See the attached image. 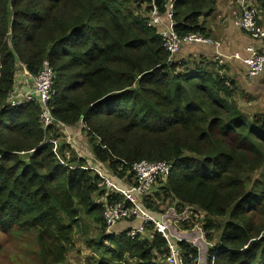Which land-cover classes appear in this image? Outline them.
Returning <instances> with one entry per match:
<instances>
[{
	"label": "trees",
	"instance_id": "16d2710c",
	"mask_svg": "<svg viewBox=\"0 0 264 264\" xmlns=\"http://www.w3.org/2000/svg\"><path fill=\"white\" fill-rule=\"evenodd\" d=\"M165 1L0 0V229L33 231L39 264H69L82 217L101 226L88 241L99 256L91 264H164L166 243L150 227L135 239L105 233L102 214L122 198L69 149L72 141L60 145L65 165L52 152L59 126L78 125L94 168L122 186L135 182L136 163L170 166L143 204L156 215L155 204L168 201L202 212L206 239L221 230L208 264H264V115L242 108L250 95L218 63L168 60L160 28L146 24ZM251 1L264 17V0ZM215 7L174 0V32L208 38ZM45 61L54 73L47 127L38 103L10 106L25 95L17 74L24 68L32 80Z\"/></svg>",
	"mask_w": 264,
	"mask_h": 264
},
{
	"label": "built area",
	"instance_id": "2783aa9c",
	"mask_svg": "<svg viewBox=\"0 0 264 264\" xmlns=\"http://www.w3.org/2000/svg\"><path fill=\"white\" fill-rule=\"evenodd\" d=\"M240 2L241 8L237 18L233 21V25L251 39L264 42V17L263 11L259 6L252 3L251 0H237ZM164 13L158 14L155 7L147 17L148 27H159V37L162 47L168 54V60L174 61V58L180 52L182 46L189 44L214 45L215 43L209 38L198 35H189L185 38H179L174 32L173 14L174 0H166L163 5ZM247 56L243 59V64L247 67L248 76L256 77L264 70V48L255 49L249 47L246 50ZM231 59L240 60L239 55H233ZM24 68H22L23 70ZM25 70V69H24ZM27 73V72H26ZM28 74V73H27ZM18 75V74H17ZM29 75V74H28ZM54 81V73L48 62H44L39 73L32 78V89L25 95H17L10 100V106H20L29 103H38L42 107V123L47 127L52 123V118L47 109L49 99L52 95V86ZM69 140L67 141V143ZM52 145V152L60 161L58 153L57 140L49 141ZM90 170L98 173L99 177L104 181L105 186L111 192L119 195L122 198L121 202L106 206L103 212V221L106 231L113 229L120 223H129L126 228L127 236L130 239H135L138 236H143L147 227H150L152 232L161 236L166 243V253L164 256V264H208L207 257L205 262H199L197 257L194 262H191L192 256L188 257L178 246V243L187 242L186 238L178 233L177 227L182 220L181 215L176 218L168 219L170 216L162 214H152L144 204L143 199L150 193L156 178L167 176L170 166L166 163H151L141 161L132 167L135 182L132 185L122 186L119 182L112 180L94 167V165H86ZM168 219V220H167ZM201 230V239L203 240V230ZM213 247V246H212ZM211 247L207 248L208 249ZM213 264V261L210 263Z\"/></svg>",
	"mask_w": 264,
	"mask_h": 264
},
{
	"label": "rangeland",
	"instance_id": "374dc122",
	"mask_svg": "<svg viewBox=\"0 0 264 264\" xmlns=\"http://www.w3.org/2000/svg\"><path fill=\"white\" fill-rule=\"evenodd\" d=\"M239 87L242 88L247 95H250L252 99L250 103L242 102V108L250 114L264 115V82L262 84L260 82L252 84L251 87L246 86L245 82H241ZM71 129L72 130H70L69 134H62V132H60L61 138L64 139L57 140L59 143V157L64 150L60 149V145L62 143L67 145L66 140H71V147L68 146L71 151L73 150V152H79L82 158L87 162V165L96 164L100 167V165L96 163L93 158L90 143L83 130L77 126H75L74 129ZM69 154L70 152L66 149L64 151V158L66 161L70 158ZM261 173L262 171L255 173V175H253V180L259 179ZM155 205H158V211H161L163 215L170 216L168 218L170 221L172 218H176L177 215H181L182 220L179 224H177L178 227L176 231L180 233V235L189 238L187 243L192 249L197 251L198 258L200 259L199 262H205L208 252L207 248L212 247L217 243V237L221 234V230L217 232H210L211 241L206 239L207 234L203 232L202 238H204L202 240L200 229H203V223L201 221L204 214L198 209L190 210L182 206L176 208V202L171 201ZM128 224L129 223L125 222L116 225L109 231V234H119L126 231ZM191 224H194L195 226L189 228V225ZM100 228L101 226L95 224L90 217L81 218L79 226L73 228L72 245L66 256L69 264H91V257H99L98 254L91 249L88 241L98 236ZM105 233L108 234V231H105ZM34 240V232L31 230L16 229L13 227L0 229V264H39V261L37 260V248ZM191 262H194L193 257L191 258Z\"/></svg>",
	"mask_w": 264,
	"mask_h": 264
},
{
	"label": "crops",
	"instance_id": "0c3cea01",
	"mask_svg": "<svg viewBox=\"0 0 264 264\" xmlns=\"http://www.w3.org/2000/svg\"><path fill=\"white\" fill-rule=\"evenodd\" d=\"M240 8L241 4L237 0H216L214 13L205 20L208 38L215 44L184 45L175 57V60L189 59L194 61L198 57H203L208 61L218 63V66H222L225 75L238 84L245 82L248 87L258 82L262 84L264 82V70L257 77L250 78L247 67L243 64V59L246 58V50L249 47L261 49L264 48V42L251 39L233 25V21L237 18ZM233 55H239L240 60L231 59ZM31 85L32 80L30 76L26 73V70H21L17 75V92L23 94L29 93L32 89ZM59 127H61L60 131L62 134H69L70 130H72L68 127ZM77 127L80 128V125Z\"/></svg>",
	"mask_w": 264,
	"mask_h": 264
}]
</instances>
